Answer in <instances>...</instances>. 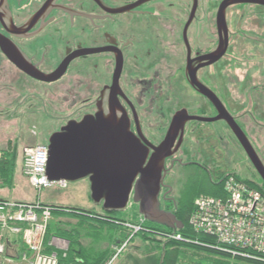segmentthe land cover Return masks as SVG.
<instances>
[{"label": "flooded vegetation", "instance_id": "1", "mask_svg": "<svg viewBox=\"0 0 264 264\" xmlns=\"http://www.w3.org/2000/svg\"><path fill=\"white\" fill-rule=\"evenodd\" d=\"M224 1L0 0V91L10 93L9 98L24 97L14 99L19 105L10 115L0 114L6 122L0 144L22 154L27 148L49 147L51 138L69 124L113 108L125 118L121 134L138 144L149 162L154 148L165 141L176 113L187 110L190 117L201 120L218 116L213 104L191 87L188 65L231 115L214 89V69L228 52L217 64L206 66V57L219 44L217 14ZM195 25L197 32L201 30L199 36L192 34ZM61 68L64 74L58 81L34 77L51 76ZM187 90L199 98L196 108L195 101L193 105L183 101L181 93ZM216 125L226 127L227 138L239 144L224 121L187 123L179 151L165 162L159 198L162 211L174 215L178 208L166 183L177 166L193 170L199 188L204 178L224 172L222 167L210 171L200 161L183 160L193 140L204 141L205 159L215 162L212 158L220 150ZM115 133L120 135L111 131L99 135L106 139Z\"/></svg>", "mask_w": 264, "mask_h": 264}, {"label": "water", "instance_id": "2", "mask_svg": "<svg viewBox=\"0 0 264 264\" xmlns=\"http://www.w3.org/2000/svg\"><path fill=\"white\" fill-rule=\"evenodd\" d=\"M239 5L264 7V0H225L217 14L219 44L217 50L206 57V66L217 64L229 49V28L226 20L227 10ZM195 8V7H194ZM196 9V8H195ZM193 10L189 24L193 20ZM64 74L62 68L54 75L39 77L43 82L58 81ZM189 83L200 95L209 100L216 108L218 116L212 120L190 117L187 110L175 114L165 141L157 148L149 162L140 153L141 147L130 142L129 137L121 134L125 118L119 117L115 109L89 116L81 123H71L54 135L48 147L47 176L52 182L75 184L88 181L90 199L94 206L102 207L106 213H121L128 209L131 202L138 205L139 214L145 221L166 226L169 229H182L173 214L160 208V194L164 181L165 162L180 149L184 130L191 121L227 123L240 146L244 150L254 170L264 183V164L251 145L246 134L226 111L217 96L199 83L197 70L187 67ZM33 76V75H32ZM120 132L110 138L101 139L100 132ZM179 142L175 147L176 140Z\"/></svg>", "mask_w": 264, "mask_h": 264}, {"label": "rangeland", "instance_id": "3", "mask_svg": "<svg viewBox=\"0 0 264 264\" xmlns=\"http://www.w3.org/2000/svg\"><path fill=\"white\" fill-rule=\"evenodd\" d=\"M217 3L216 1L215 4ZM204 4L207 6V2H204ZM227 24L230 46L224 62L218 64L214 69V89L231 115L242 125L251 145L264 164V8L258 6L232 7L227 15ZM197 28L198 25L193 27L192 34L194 33V36H199L201 31L199 29L197 32ZM205 37H207V34H205ZM187 92L190 91L187 90L181 93L183 101H189L192 105L193 101H195L193 108H196L199 98L194 93L190 92L188 95ZM8 95L10 96V93L6 94L3 93V90L0 91V114L5 116L10 115L14 109H18L19 104L16 101L24 99V97L9 98ZM187 105L190 106L189 104ZM24 106L27 107V105ZM21 111L25 113L24 111L27 110L21 109ZM16 115H19L18 111ZM16 122L19 123L18 121ZM5 123L4 120L0 119V139L5 134ZM215 131L217 133L216 143H218L217 146L220 149L217 150L212 158L215 162L211 161V159H205V152L208 151L206 150V145H204L205 143H203L204 141L198 143V141L193 140H190L189 145L186 146V157H183L184 162L200 161L210 171L214 168L222 167L226 173L237 174L244 179L260 182L256 171L239 144L227 138L229 135L227 128L223 125H216ZM221 137H223V140H221ZM18 156H22L21 151ZM212 163H215L216 166L212 165ZM195 177L193 170L182 169L177 166L166 181L171 188L172 199L180 202L189 188L187 185ZM37 194L30 186L28 180L20 173L18 174L14 190L0 189V198L12 202L36 203L38 200ZM41 200L46 205L75 208L83 211L94 210L97 213L103 212L102 207H96L92 203L90 186L87 181L68 184L66 189L55 187L44 190ZM137 213H139L138 205L131 202L126 211L118 213V218L123 220L133 218ZM59 223L56 220L52 222L51 227L54 233H56ZM137 247L140 252L130 251L127 254L137 257L141 256L145 248L140 243H137ZM124 262L125 259H117L113 264H124Z\"/></svg>", "mask_w": 264, "mask_h": 264}, {"label": "trees", "instance_id": "4", "mask_svg": "<svg viewBox=\"0 0 264 264\" xmlns=\"http://www.w3.org/2000/svg\"><path fill=\"white\" fill-rule=\"evenodd\" d=\"M0 152V188L13 190L20 165L19 152L12 150L11 147ZM230 176L239 179L264 196V183L258 174L260 182L244 179L233 173H217L211 178H204L205 184L200 188L195 186L198 181V178H195L187 185L189 188L174 212L176 220L182 225L181 230H173L145 221L139 213L133 218L123 220L118 218V213L104 211L97 213L94 210L83 211L43 205L51 210V221L60 222L54 233L50 221L44 239V254H56L59 264H113L117 259H125L124 264H264V260L261 259H249L218 249L213 238L197 233L190 226L196 199L201 196L222 197L224 182ZM4 202L8 201L0 200V203ZM131 227H138L139 231L135 232ZM172 236H180L181 240H175ZM53 238L67 241V251L48 248L47 245ZM136 241L145 248L144 253L139 257L127 254L130 251L140 252ZM14 244H19L22 253L26 252L20 239ZM8 245L9 243L7 253ZM125 245V249L113 262L117 250ZM19 255L18 253L17 256Z\"/></svg>", "mask_w": 264, "mask_h": 264}, {"label": "built area", "instance_id": "5", "mask_svg": "<svg viewBox=\"0 0 264 264\" xmlns=\"http://www.w3.org/2000/svg\"><path fill=\"white\" fill-rule=\"evenodd\" d=\"M48 147L36 146L22 154V173L30 186L41 195L55 187L67 188L66 182H52L47 176ZM1 160V152H0ZM220 198L201 196L195 201L190 226L214 239L220 250L249 259L264 260V196L235 177H228ZM52 219L51 210L39 201L0 203V264H59L56 254H44V239ZM135 232L138 227H131ZM18 237L26 248L19 257L7 253V244ZM181 240L180 236H172ZM62 240H54L65 250ZM117 250L113 262L125 249Z\"/></svg>", "mask_w": 264, "mask_h": 264}, {"label": "crops", "instance_id": "6", "mask_svg": "<svg viewBox=\"0 0 264 264\" xmlns=\"http://www.w3.org/2000/svg\"><path fill=\"white\" fill-rule=\"evenodd\" d=\"M7 149V147L6 146H4V145H2V144H0V150H2V151H4V150H6ZM22 157V156H21ZM21 157H20V165H19V169H18V172H17V176H16V179H15V185H16V180H17V177H18V174L20 173L22 176H23V173H22V159H21ZM24 177V176H23ZM1 189V188H0ZM15 189V188H14ZM13 189V190H14ZM2 190H5V189H2ZM37 193V192H36ZM43 193V192H42ZM42 193H41V195H42ZM38 195V200L36 201V202H40L41 204H43V205H46V204H44L43 202H42V200H41V195H39V194H37ZM0 200H2V198H0ZM3 201H8V200H3ZM20 203H28V204H33L32 202H25V201H21ZM52 222V221H51ZM20 238H18V237H13L11 240H10V242H9V245H8V253H9V255L10 256H13V257H16L17 255H18V253L20 254V255H22L23 253L21 252V250H22V248L19 246V244H17V245H15L14 243L15 242H17L18 240H19ZM62 240V241H64L63 243H64V245H65V250H62V249H59L58 247H56L55 246V244H54V240ZM46 246V245H45ZM47 247L48 248H50V249H52V250H55V251H67V249H68V242L67 241H65V240H63V239H59V238H53L51 241H50V243L47 245ZM25 253V252H24ZM48 253H49V251H48ZM51 253V252H50ZM19 255V256H20ZM54 255V254H53Z\"/></svg>", "mask_w": 264, "mask_h": 264}]
</instances>
